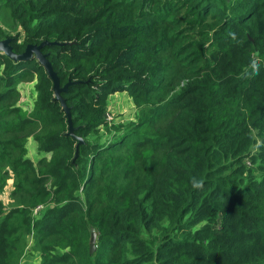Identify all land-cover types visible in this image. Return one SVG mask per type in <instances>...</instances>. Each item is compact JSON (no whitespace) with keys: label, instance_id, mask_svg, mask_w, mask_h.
Returning <instances> with one entry per match:
<instances>
[{"label":"trees","instance_id":"16d2710c","mask_svg":"<svg viewBox=\"0 0 264 264\" xmlns=\"http://www.w3.org/2000/svg\"><path fill=\"white\" fill-rule=\"evenodd\" d=\"M0 2L14 54L57 43L41 53L75 82L60 96L83 140L72 162L43 69L0 55V187L9 168L16 203L0 202V264H19L31 231L40 264H264V0ZM31 78L26 116L16 86ZM119 92L137 117L106 129ZM102 127L108 141L87 139ZM29 136L48 161L24 159Z\"/></svg>","mask_w":264,"mask_h":264},{"label":"rangeland","instance_id":"374dc122","mask_svg":"<svg viewBox=\"0 0 264 264\" xmlns=\"http://www.w3.org/2000/svg\"><path fill=\"white\" fill-rule=\"evenodd\" d=\"M0 29L4 32V34L10 36H14L16 33H18V25L12 22V20L9 18V10L7 6L3 4V2H0ZM2 71L3 65L0 64V75ZM34 84L35 79L31 78L24 81H19L16 86V92L18 93V101L16 103V106H18L22 112L27 114V116H29L34 107ZM138 111L139 110L134 107V104L125 93L119 92L110 95L106 100V114L108 117L107 119H105L107 127L106 129H110L111 127L114 129H121L124 126H127L129 123H133L137 117ZM4 119L10 122L12 117H4ZM106 129L104 127L98 128V132L90 137H87V139L89 141H97L100 144L105 143L112 135L110 131H113H107ZM31 138V136L27 138L28 142H26L27 144L24 146L27 155L28 153H30V159H28L26 153L24 159L30 161L32 165H36V163L40 159L48 161L50 156L47 154L39 153L36 146V151L34 154V146L32 145ZM5 172V183L2 187H0V202L2 203L4 209L8 210L11 207H14L15 203L14 199L11 196V192L13 190V173L9 168H6ZM33 216V218L37 217V215ZM32 234L33 231H31L26 237L23 254L21 256L19 264H40V251H38L37 248L31 249ZM94 251L95 249L93 250V252Z\"/></svg>","mask_w":264,"mask_h":264},{"label":"water","instance_id":"95a60500","mask_svg":"<svg viewBox=\"0 0 264 264\" xmlns=\"http://www.w3.org/2000/svg\"><path fill=\"white\" fill-rule=\"evenodd\" d=\"M9 43H10V39L8 38L0 41L1 55L5 56L12 63L27 62L30 60H34L43 69V72L45 73L46 77L51 82V91H52L53 100L54 102L59 103V106L61 108V111L63 112V116L66 121L67 131L65 135L71 137L73 140L76 141V144L74 146V156L72 159L73 162L77 157L78 146L83 144V140L80 137L73 135V127L71 124L69 109L65 106V103L61 98L60 94L66 92L68 86L75 84V82L68 81L67 83H65L60 87L55 73L53 72L49 62L46 60V55L41 53V49L43 47L53 46L56 45L57 43L54 42L48 43L46 41H42L38 45H26L20 54H14L11 50ZM95 242H96V234L93 228H90L89 239H88L89 254H91L95 249Z\"/></svg>","mask_w":264,"mask_h":264},{"label":"clouds","instance_id":"9594fccd","mask_svg":"<svg viewBox=\"0 0 264 264\" xmlns=\"http://www.w3.org/2000/svg\"><path fill=\"white\" fill-rule=\"evenodd\" d=\"M229 35H232V33H230ZM250 70L253 74H258L259 73V65L258 62L256 60H253L250 64ZM193 186L195 188H200L201 187V183L200 182H194Z\"/></svg>","mask_w":264,"mask_h":264},{"label":"built area","instance_id":"2783aa9c","mask_svg":"<svg viewBox=\"0 0 264 264\" xmlns=\"http://www.w3.org/2000/svg\"><path fill=\"white\" fill-rule=\"evenodd\" d=\"M1 55V54H0ZM107 114H105V119H107ZM42 206H37L34 208V211H32V215H35L37 213V210L40 209Z\"/></svg>","mask_w":264,"mask_h":264},{"label":"crops","instance_id":"0c3cea01","mask_svg":"<svg viewBox=\"0 0 264 264\" xmlns=\"http://www.w3.org/2000/svg\"><path fill=\"white\" fill-rule=\"evenodd\" d=\"M26 116H27V114H26ZM26 142H28V139H27V141ZM27 144V143H26ZM25 144V145H26ZM32 145L34 146V154H35V151H36V145H35V143L32 141ZM26 155H27V152H26ZM27 157H28V159H30V153H28V155H27ZM34 158V157H33Z\"/></svg>","mask_w":264,"mask_h":264}]
</instances>
